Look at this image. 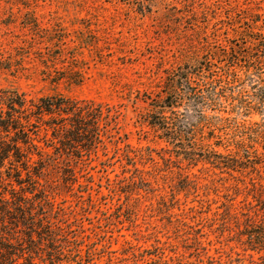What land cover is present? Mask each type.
<instances>
[{"label": "rangeland", "instance_id": "rangeland-1", "mask_svg": "<svg viewBox=\"0 0 264 264\" xmlns=\"http://www.w3.org/2000/svg\"><path fill=\"white\" fill-rule=\"evenodd\" d=\"M199 63L234 93L208 106L219 129L199 135L220 141L219 117L264 119V0H0V91L110 111L90 153L57 152L40 134L35 199L55 264H264L240 238L262 216L264 165L229 175L203 153L189 164L147 122L174 75Z\"/></svg>", "mask_w": 264, "mask_h": 264}, {"label": "trees", "instance_id": "trees-1", "mask_svg": "<svg viewBox=\"0 0 264 264\" xmlns=\"http://www.w3.org/2000/svg\"><path fill=\"white\" fill-rule=\"evenodd\" d=\"M199 65L195 72L186 67L174 75L172 87L152 105L147 122L170 146L167 153H176L189 164L196 161L198 153H203L199 155L205 158L203 161L229 175L234 171H259L258 166L264 165V119L248 122L237 117H219L218 124L230 125V129L223 130L220 141L199 135L198 129L202 130L203 125L219 129L208 123V106L211 108L216 99L228 95L232 98L234 94L226 92L228 81L221 76L209 77L207 64ZM192 78L197 80L196 87ZM261 95L259 105L264 106V90ZM250 108L254 110L256 105ZM109 117L108 109L92 102L79 103L61 96L28 99L15 90L0 91V264H16L19 259H23L21 264H39L36 259L56 263L51 254L55 250L54 233L40 212V200L35 199L43 169L39 163L41 153H46L39 144L41 132L44 146L57 152L90 153L102 142L104 135L100 129ZM194 117L195 122L191 120ZM216 147H223L224 151ZM34 155L37 160H33ZM253 198L263 204L262 199ZM262 209L259 222L247 218L240 230L244 236L240 238H245L253 250H264ZM156 264L169 263L160 260Z\"/></svg>", "mask_w": 264, "mask_h": 264}]
</instances>
